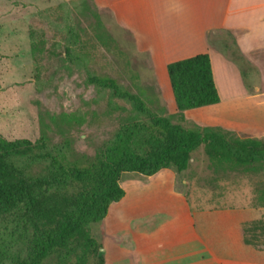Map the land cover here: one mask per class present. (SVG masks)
Wrapping results in <instances>:
<instances>
[{
    "label": "rangeland",
    "instance_id": "374dc122",
    "mask_svg": "<svg viewBox=\"0 0 264 264\" xmlns=\"http://www.w3.org/2000/svg\"><path fill=\"white\" fill-rule=\"evenodd\" d=\"M121 31L111 15L91 0H0V138L36 141L46 136L51 146L67 147L71 161L81 163L94 157L140 115L134 103L116 97L110 89L90 85V77L115 79L123 90L141 97L152 112L178 122L174 103L164 97L153 79L154 67L131 34ZM73 46L75 56L67 59L66 49ZM253 58L261 67L248 61L258 72L264 68V51L254 53ZM257 75L247 68L243 75L238 69L246 90L260 86ZM217 78L223 88L222 75ZM261 79L264 92V77ZM226 81L221 97L237 94L234 87L228 93ZM224 105L203 111L214 122L243 114L230 115ZM245 106L250 109L253 103ZM192 112L185 114V128L211 127L197 121L198 111ZM239 124L236 133L264 139V130H252L251 119ZM193 157L184 173L170 168L155 180L136 174L123 176L126 196L112 206L105 220L90 227L102 246L100 256L105 264H125L124 245L113 237L123 228L125 217L135 216V206L143 201L178 203L176 196L172 198L173 187L186 192L192 208H264V173H217L203 147Z\"/></svg>",
    "mask_w": 264,
    "mask_h": 264
},
{
    "label": "trees",
    "instance_id": "16d2710c",
    "mask_svg": "<svg viewBox=\"0 0 264 264\" xmlns=\"http://www.w3.org/2000/svg\"><path fill=\"white\" fill-rule=\"evenodd\" d=\"M206 39L241 74L246 68L254 72L234 33L215 41L207 33ZM73 48L66 49L67 59L75 56ZM167 72L178 122L152 112L113 78L88 79L134 103L140 118L125 124L104 150L84 162L71 161L68 148L51 146L46 136L36 141L0 138V264H105L90 227L126 196L123 176L153 178L170 168L187 172L201 147L217 173H264V139L221 127L189 130L182 124L187 111L221 102L210 55L170 63ZM243 230L247 245L264 250V214Z\"/></svg>",
    "mask_w": 264,
    "mask_h": 264
},
{
    "label": "crops",
    "instance_id": "0c3cea01",
    "mask_svg": "<svg viewBox=\"0 0 264 264\" xmlns=\"http://www.w3.org/2000/svg\"><path fill=\"white\" fill-rule=\"evenodd\" d=\"M91 1L111 15L121 32L131 34L136 47L154 67L153 79L164 97L174 103V112L176 103L167 66L207 53L221 102L187 111L186 116L196 110L200 124L234 132L241 129L239 123L251 119L252 130H264V106L261 105L264 68H258L257 72L254 67L260 86L246 90L238 69L206 39L207 33L209 41L219 40L228 31L234 33L241 53L254 66L261 67L253 54L264 51V0ZM217 74L222 75L223 88ZM225 81L231 85L228 84V93L234 87L237 94L221 97L226 90ZM250 102L252 108L244 107ZM224 103L223 108L230 115L243 114L214 122V118L203 111ZM161 173L152 179L162 178L159 177ZM173 191L172 198L176 196L180 200L178 203L171 201L160 205L155 201H143L135 206V216L125 217L123 228L114 232L113 237L124 245L125 264H264V250L247 245L243 230L245 223L262 218L263 207L192 208L185 191L177 187H173ZM106 264L109 263L106 261Z\"/></svg>",
    "mask_w": 264,
    "mask_h": 264
}]
</instances>
